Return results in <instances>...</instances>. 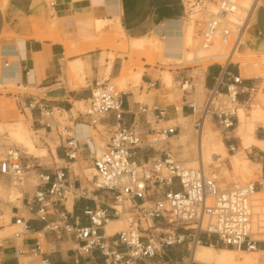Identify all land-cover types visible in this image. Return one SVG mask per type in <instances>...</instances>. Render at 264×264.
I'll list each match as a JSON object with an SVG mask.
<instances>
[{
  "label": "crops",
  "instance_id": "obj_1",
  "mask_svg": "<svg viewBox=\"0 0 264 264\" xmlns=\"http://www.w3.org/2000/svg\"><path fill=\"white\" fill-rule=\"evenodd\" d=\"M54 1L55 6H51L48 0H0V87H4V90H0V150L7 146L8 136L6 133L2 134L5 131L3 124L18 121L20 114L27 119L21 126L20 138L29 147L28 156H35L28 159L22 157L23 164L28 168L24 185L20 186L21 197L17 198V204L1 199L11 185L12 179L0 175V217H5L9 221L7 229L19 228L14 223L15 217H25L30 225V231L19 238L10 236L2 239L0 264H40L42 257L48 259V264H106L104 257L97 250L90 255L81 254L80 242L75 237L42 231L43 225L28 209V204L38 190L37 175L39 173L53 175L57 170L64 169L71 188L86 189V198H74L68 207L73 216L72 221L74 217L80 216L82 221L86 222L82 218L86 207L106 208L110 205L112 200L105 192L95 191L93 186L89 189L75 174L79 158L86 163L87 174L88 170H91L89 174L95 172L90 163L93 164L101 147L96 144L94 137H87L92 127L90 117L79 113L78 103L89 101L96 81L119 79L125 84L124 78L128 74L130 61L128 54H132L127 53L130 50L128 48L130 39L152 38L158 41V38L168 49L163 55L169 58L173 55L177 58L184 56L183 47L188 32L185 29V9L182 0ZM252 12L250 23L242 38L244 39L247 34L245 41L248 49L264 53V0H257ZM93 27L97 31L107 30L111 34H115L117 30L116 40H121L119 45L123 54H119L117 49L106 47L100 37H96L95 32L91 31ZM88 37H96V40L88 41L86 40ZM239 50L235 56L239 55ZM132 52L141 51L137 49ZM114 54L116 56L111 58L110 55ZM142 62L146 63V60L142 59ZM201 69L199 77H195L194 72L200 68L187 67L176 71L177 82L178 77L192 78L190 82L192 89L189 94H184L181 106L167 98L162 80L154 77L151 65L145 64L144 70L140 73L134 72L137 81L143 85L138 89L124 91L121 108L123 123L127 126L135 125L143 137L162 128L175 126L179 130L174 137L156 146L155 149H137L135 159L138 162L163 158L166 153H172L178 160L184 162L198 156L201 129L197 134L193 133V129L197 128L195 124L200 120L196 117L201 112L203 101L205 103L210 91L216 86L220 73L218 65ZM228 70L236 74L238 67L231 65ZM239 72L242 75L241 67ZM106 73L108 78H105ZM75 75L79 77L78 80H74ZM255 77L259 79L263 76ZM244 79L246 88L252 86L256 88L257 83L253 78ZM166 80L170 86H174L171 72L167 73ZM8 87L15 89L9 90ZM260 92L263 94V90ZM254 93L255 91L251 93L250 98L248 94L241 95L240 101L252 100ZM30 103L37 105L32 108ZM192 103L196 107L195 113L190 108ZM9 104L15 106L9 108L7 107ZM153 105L165 110L163 118H158L157 112L151 111ZM45 107L59 110L58 117L64 118V122L58 121L55 114L47 118L41 111V108ZM140 107L148 109L141 113ZM258 111L260 117L263 113L262 108L258 107ZM29 118L31 123L28 122ZM46 121L51 123V128L45 126ZM117 122L116 113L111 112L100 119L99 126L108 132ZM239 124L240 118L235 132ZM259 126L264 129L263 125ZM256 129L257 127L252 135L254 143L245 148L247 151L245 153L255 162L252 163L256 165L257 174H260L262 169L263 182L257 184H261L263 187L260 191H264V139L256 137ZM32 132L38 134L44 146L42 149L38 148L36 140L29 136L28 133ZM232 136L226 139L228 147L235 145L239 150L240 145L234 143L235 137ZM70 138L78 142V156L75 160H70L65 153ZM39 155L41 157H38ZM231 157L230 167L234 171H240L233 163L234 156ZM224 166V172L228 174L229 167L225 164ZM220 186L228 187L225 183ZM5 231L4 226L0 225V233ZM107 234L110 233L107 231ZM37 240L42 244V256L17 254L19 249L33 247ZM222 247L202 244L192 248V244L188 242L166 247L160 256L136 261L135 264H180L184 260H188V264H230L228 254L235 249ZM258 252L264 254V242H261L258 250L252 253ZM157 257L164 260H158ZM22 259L27 261L23 262Z\"/></svg>",
  "mask_w": 264,
  "mask_h": 264
},
{
  "label": "built area",
  "instance_id": "obj_2",
  "mask_svg": "<svg viewBox=\"0 0 264 264\" xmlns=\"http://www.w3.org/2000/svg\"><path fill=\"white\" fill-rule=\"evenodd\" d=\"M48 2L55 6L54 0ZM182 3L185 18L196 28L199 48L218 51L209 59L223 60L211 64L218 65L220 73L195 127L200 130L203 117H209L225 139H229L239 123V107L251 101L241 102L240 96L248 94L250 98L256 89L244 86L245 79L239 72L241 65L233 62L247 27L249 12L240 6V0H182ZM231 65L238 67L236 74L228 70ZM191 80V77H178L184 94H189L192 89ZM124 94L110 80L96 81L87 111H79L90 117V125L97 133H100V119L107 113H116L118 122L109 129L108 137L93 161L92 186L95 191L105 192L111 198V204L106 208L86 207L82 217L86 222L80 216L72 221L67 206L69 197L86 198V189L71 188L64 169L53 175L39 173L36 179L38 190L28 209L43 225L42 231L75 237L80 242L81 254L90 255L97 250L106 264H135L160 256L166 247L188 242L192 248L205 244L249 252L258 250L259 244L264 242L260 238L264 227L257 228L254 222L256 183L221 190L216 180L207 175L203 162L202 166L190 167L172 153L138 162L135 159L137 149H155L179 130L175 126L162 128L143 137L135 125L123 123ZM36 105L30 103L32 108ZM190 108L196 112L193 103ZM147 109L140 107L139 111L145 113ZM41 111L47 118L60 113L47 107ZM151 111L157 112L160 119L165 116V110L157 105H153ZM45 126L51 128V123L46 121ZM65 149L70 160L77 158L78 142L74 138L67 141ZM229 149L232 152L238 150L235 145H230ZM22 160L17 148H9L5 157L0 159V175L23 186L28 167ZM116 219L126 221L127 226L107 235V225ZM164 221L174 225V229L157 233L156 223ZM14 223L19 228L12 237L19 238L30 231L25 217H15ZM17 254L42 256V244L37 240L33 247L19 249ZM40 264H48V259L42 257Z\"/></svg>",
  "mask_w": 264,
  "mask_h": 264
},
{
  "label": "rangeland",
  "instance_id": "obj_3",
  "mask_svg": "<svg viewBox=\"0 0 264 264\" xmlns=\"http://www.w3.org/2000/svg\"><path fill=\"white\" fill-rule=\"evenodd\" d=\"M243 1L244 0H240L241 5L246 4ZM184 21H185V29L188 32V34L191 32V30L192 31L194 30L193 34H195L196 28L194 27V25L191 23H188L186 18L184 19ZM92 30L95 32L96 37H100L102 43H105L106 47H109V48L115 49V50L117 49L119 54H123V53H121L122 51H121L120 45H119L121 40L120 39L116 40V35L118 34L117 30H116L115 34H111L107 30L97 31V30H95L94 27L91 29V31ZM246 36H247V34H245L244 39L242 40L241 47L239 50V55L234 56L233 61H234V63L240 62L241 70H242V77L253 78L254 82L257 83L256 90H255V93L252 97V100L249 102L248 105H245L242 108H240L241 107L240 106L239 107L240 110L238 111L239 115H241L240 121L244 122L246 124H249L252 127H250V129H249L250 132L246 133V132H243L239 126L237 131L232 133V135H233L232 137H235L234 143L236 145H240L239 150L232 152V151H230V149L228 147L227 140L225 139L224 135L221 133V131H220L219 127L217 126V124L215 123V121L213 119L207 120L208 123L206 126V133H207L208 137L210 138V144L214 147L219 142H222L223 144L225 143L224 145L226 148V153L220 152L218 157L215 159V161H212V160L207 161L205 159L203 163L205 165L204 168H205V171H206L208 176L214 178L213 176L216 175L217 178H214V179L216 180L219 187H220V185H222L224 183L227 184V186H228L225 189H230V188H234L236 186H244V185L256 183L257 192L259 193L258 196L260 197V201L257 200L256 195H255L254 212H259L261 214H264V191H260L261 190L260 188L263 186H260L259 184H257L258 182H263L262 169H261L260 174L256 173V171H257L256 165L253 164L255 162L251 161L250 158L247 157L248 156L246 154L247 151L244 150V148L249 147L254 143L252 141V135H253L254 129L256 127H257V129L255 130L256 137L264 139V129L261 126H259V125L264 126V53L254 52V51H251L250 49H248V47L246 46V41H245ZM96 37H88V38H86V40H88V41H91L93 39L96 40L95 39ZM157 40L160 41L158 38H157ZM195 40L196 41H195L194 45L197 48V52H195V54H193L192 56H187L186 54H184L183 57L180 56L179 58H177V56H174V55L169 58L165 54L164 55H163V53L160 54L157 51L151 52L150 50H148V51L140 50L141 51L140 53H133L131 50H129L127 53H132V54H128L130 56V61L128 63V65H129L128 74L124 78L125 84L123 82H121L119 79L112 80L111 83H113L117 87V89L121 90V91L138 89L140 86L143 85V83L142 82L140 83L137 81V78L134 76L135 75L134 72L140 73L141 70H144V65L149 64L153 68L154 77L160 78L162 80L163 86H164L165 91L167 92V95H168L167 98L171 102H177L178 106H181L182 105V99L184 98V93L180 88V83L177 82V80L175 79L176 71L179 69L187 68V67L200 68V70L194 72V76L199 77L201 75V72H202L201 68H208L214 62H223V60L219 59V58L214 59V60H210L209 56L217 54L218 51H205L204 49L199 48L198 39L195 38ZM161 43H163V42H161ZM114 56H116V54L110 55L111 58H113ZM142 59H145L146 63H143ZM155 69H157V70L155 71ZM168 72L172 73L173 81L175 82L174 86H170L166 80V76H167ZM212 73H214L213 70H212ZM255 75L263 76V77L257 79L255 77ZM105 78H108L107 73L105 74ZM78 79H79V77L75 75L74 80H78ZM195 84H196V82H195ZM129 85L131 86V88H128ZM8 89L13 90V89H15V87H8ZM0 90H4V87L1 86ZM189 90L191 91V89H189ZM261 90H263V94L260 92ZM205 99H206V97H205ZM224 101H226V98H224ZM203 103H204V101H203ZM203 103H202V106H203ZM252 104H254V105H252ZM88 105H89V101L84 102L82 104L78 103V110L82 111V112H86ZM250 105H251V107H250ZM12 106H15V105L14 104L7 105V107H9V108H12ZM258 107H261L262 111H263V113L260 117H259ZM201 110H202V107L200 108V111ZM200 116H201V112H199L196 119H199ZM55 118L62 123L64 122V118L58 117L57 113L55 114ZM26 120L27 119L23 115L19 114L18 121L3 124L5 131L2 132V134L6 133L8 137L6 139V142H7L6 148L0 150V159L5 157L6 152L11 147L17 148L19 154L23 157V159L35 157V156H28L27 152L30 154L29 147H28L27 143L25 141H23L22 138H20V135H19L20 132L22 133L21 126L24 125ZM16 122H18V124H15ZM28 122L31 123L30 118H29ZM98 130L100 131V133H97V131L91 127L89 129L87 137H94L96 144H99L102 147L103 143L105 141L104 138L108 137V132L101 126L98 127ZM198 130H199V128L193 129V133L197 134ZM188 132L189 131H187V133ZM28 134L32 139L36 140L38 148L42 149V147H44L42 145V143L40 142L38 134H36L34 132L28 133ZM95 150H96V148H94V151ZM231 156H234L233 160L245 158L247 160V166L242 165L241 169H239L240 171H234L230 167V163L232 161ZM38 157H41V155H39ZM46 157L48 158L49 156L46 155ZM57 162H59V161H57ZM77 162H78V170L75 171L73 168L72 169L75 171V174L77 175V177L82 180L83 185L88 187L89 189H92L91 181L93 179L95 172L89 174L91 172V170H88V174H87V172L85 171L86 163L83 162L81 160V158H79ZM90 164H91V166H93L92 163H90ZM224 164L229 167L230 171L228 174H225V172H224V167H225ZM198 165L199 164L196 163L195 166L197 167ZM20 186L21 185L19 183H16L15 180H12L11 185L6 189L5 195L3 197H1V199L4 201L11 202L12 204H17V198L21 197ZM72 203H73V196L70 195L67 206L69 207ZM257 203H260V204L262 203L263 206H260L259 209L256 210V207H257L256 204ZM262 218L264 220V215L262 216ZM254 220H255V222H257V220H258L257 214H256V217L254 218ZM119 222H120V229L121 230L127 226L126 221L121 220ZM262 223H263L262 225H264V221H262ZM8 224H9V221L7 220V218L0 217V225H3L4 228L6 229V231L4 233H0V239H3V238L6 239V238L10 237L16 230H18V228L7 229ZM155 228L157 229L156 230L157 233L167 232V231H172L174 229V225H170L166 221H164L161 223H156ZM262 231H264V230H262ZM181 232H183V231H181ZM113 233H115V230H113L110 234H107V235H112ZM260 238L264 239V234L260 235ZM214 240H216V239H214ZM224 248H227V247H224ZM228 255L230 258L234 259L235 261H237V260H246V261L249 260V261H255L258 264H264V254L263 255H256V254H253L252 252H249V251L235 250L234 253H229ZM156 259L164 260L162 257H157ZM22 261L26 262L27 259H22ZM187 261L188 260H184L180 264H188Z\"/></svg>",
  "mask_w": 264,
  "mask_h": 264
},
{
  "label": "bare ground",
  "instance_id": "obj_4",
  "mask_svg": "<svg viewBox=\"0 0 264 264\" xmlns=\"http://www.w3.org/2000/svg\"><path fill=\"white\" fill-rule=\"evenodd\" d=\"M243 2H245L246 4H242L241 5V3H240V6L244 9V11H248L249 12V15L247 16V21H248V23H250L251 13H252L253 7H254L255 3L257 2V0H244ZM248 23H247V26H248ZM193 32H194V30L193 31L191 30V32L187 35L186 43L184 44V47H183L184 54H186L187 56H192L193 54H195V52H197V48L194 45L195 41H196L195 40L196 35L193 34ZM128 48H130L131 51H134V50H137V49L144 50V51L150 50L151 52H153V51L156 52L157 51L160 54H162L164 51L168 50V49H166V47L163 44H161L159 41H156V40H154L152 38H150V39H148V38H145V39H130L129 44H128ZM174 50H177V48H174ZM238 50L239 49H237V51ZM237 51H236V53H237ZM239 118H241V115H239ZM206 120H210V118L206 117L205 119H203V122L201 123L199 154L194 159H190V160L186 161V164H188L190 167L196 168V166H195L196 163L199 164L198 166H202V162H204L205 159L207 161H210V160L215 161V159L218 157L220 152L226 153L225 145L222 142H219L214 147L210 144V138L208 137V135L206 133V126H207V123H208V121H206ZM240 124H239V126H240V128L242 129L243 132H246V133L250 132L249 129L252 126H250L249 124H246L244 122H241V121H240ZM244 150H245V148H244ZM233 163H234V165H235V167L237 169H241L242 165H246L247 166V160L245 158L236 159V160H234ZM203 166L205 167L204 163H203ZM213 177L217 178L216 175H214ZM220 189L221 190H228V189H225V188L222 189L221 186H220ZM255 195H256L257 200L260 201V197L258 196L259 193L256 192ZM256 206H257L256 207V210H257V209H259L260 206H263V205H262V203L261 204L257 203ZM254 214H255V217H256V214L258 216L257 222H255V220H254V222L256 224V227L257 228L264 227V225H262L263 224L262 223V221H263L262 216L264 214H261L259 212H254ZM113 230H115V232H119V231L123 230V229L122 230L120 229V222L118 221V219H116V221H111L109 223V225L107 226L108 233H111ZM238 251H246V250H238ZM229 253H234V251H230ZM256 255H263V253L258 252V253H256ZM229 259H230V262H229L230 264H258L255 261H249V260H247V261L246 260H237V261H235L232 258H229Z\"/></svg>",
  "mask_w": 264,
  "mask_h": 264
}]
</instances>
